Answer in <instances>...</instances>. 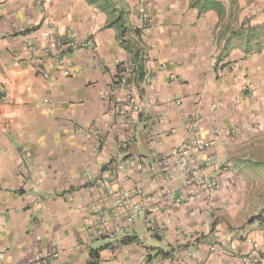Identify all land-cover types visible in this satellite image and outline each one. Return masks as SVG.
Instances as JSON below:
<instances>
[{
  "label": "crops",
  "instance_id": "obj_1",
  "mask_svg": "<svg viewBox=\"0 0 264 264\" xmlns=\"http://www.w3.org/2000/svg\"><path fill=\"white\" fill-rule=\"evenodd\" d=\"M233 1L264 25V0ZM217 23L190 0H0V264H264V223L241 225L264 202V57L220 54ZM195 119L218 190L163 200L153 230L139 216L110 238L120 195L179 192L155 161Z\"/></svg>",
  "mask_w": 264,
  "mask_h": 264
},
{
  "label": "built area",
  "instance_id": "obj_2",
  "mask_svg": "<svg viewBox=\"0 0 264 264\" xmlns=\"http://www.w3.org/2000/svg\"><path fill=\"white\" fill-rule=\"evenodd\" d=\"M150 20L146 13L139 15V30L140 32H146L150 30ZM66 44L70 48H74L76 45L73 41H66ZM83 49L93 50V41L88 40L81 45ZM119 88L124 87L125 79L119 78ZM2 94L0 90V100ZM130 98V97H127ZM128 100V99H127ZM130 100V99H129ZM128 102V101H126ZM118 99H112L110 102L112 110L119 115L121 112ZM130 109L136 110L138 106L129 101ZM177 105L179 103L177 102ZM198 120H192L188 125V137L184 140L182 145L172 151L169 157L162 156L156 159L155 165L163 173L164 181L170 184L179 182V192L175 193L168 187H163L159 191L154 193H145L144 191H137L138 201L134 202L133 198L129 195H120L115 199L114 203L124 211V225L114 226L111 230L107 231L105 226H102L103 231H107L109 237L115 239L116 233L125 230L129 226L131 227L136 217L143 219L144 228L146 231L153 230L151 218L155 212L158 211V206L163 200L171 204L179 203L181 200H195L202 195L211 197L219 188L217 179L207 174L205 171V162L201 158V153L210 147V143L203 141L196 131ZM138 160V158H134ZM110 192V190H109ZM165 225H161L160 229H164ZM182 233L186 237H189L191 233L187 229H182ZM46 259H50L51 263L57 260L56 252H50L39 256L38 263H44Z\"/></svg>",
  "mask_w": 264,
  "mask_h": 264
},
{
  "label": "rangeland",
  "instance_id": "obj_3",
  "mask_svg": "<svg viewBox=\"0 0 264 264\" xmlns=\"http://www.w3.org/2000/svg\"><path fill=\"white\" fill-rule=\"evenodd\" d=\"M190 7L197 11H203L205 9L214 10L217 13L218 23L213 27V39L216 42L223 43L220 54L231 55L233 52H240L243 58L252 61V59H258L264 57V25L253 24L254 16L247 19H239V15L242 11L233 0H190ZM256 161L257 167L260 169V174L264 173V160ZM253 178V177H252ZM259 186L264 181V175L258 177ZM246 186H251L253 179L245 177L243 180ZM249 199L256 196L253 187L249 192ZM260 194L259 204H248V215L244 216V221L241 225L253 223L254 219L258 218L260 223H264V202H262ZM246 209L244 208L243 211ZM251 218L248 219V217ZM262 227L256 225V228Z\"/></svg>",
  "mask_w": 264,
  "mask_h": 264
},
{
  "label": "trees",
  "instance_id": "obj_4",
  "mask_svg": "<svg viewBox=\"0 0 264 264\" xmlns=\"http://www.w3.org/2000/svg\"><path fill=\"white\" fill-rule=\"evenodd\" d=\"M94 260H97V257L94 254H91V262H90V264H95Z\"/></svg>",
  "mask_w": 264,
  "mask_h": 264
}]
</instances>
